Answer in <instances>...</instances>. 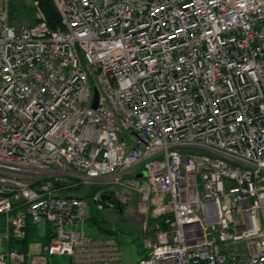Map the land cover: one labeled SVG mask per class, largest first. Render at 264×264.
<instances>
[{"label":"built area","instance_id":"2783aa9c","mask_svg":"<svg viewBox=\"0 0 264 264\" xmlns=\"http://www.w3.org/2000/svg\"><path fill=\"white\" fill-rule=\"evenodd\" d=\"M50 1L0 0V261L123 264L88 184L136 197L138 264H264V0Z\"/></svg>","mask_w":264,"mask_h":264},{"label":"rangeland","instance_id":"374dc122","mask_svg":"<svg viewBox=\"0 0 264 264\" xmlns=\"http://www.w3.org/2000/svg\"><path fill=\"white\" fill-rule=\"evenodd\" d=\"M10 1V0H9ZM11 6L9 8L10 22L18 27L20 25L28 26L40 20L39 12H42L37 6H35L33 0H11ZM44 15V14H43ZM97 186L94 185H82L78 191L83 197H87L90 200L91 215L99 222L88 220L85 227L89 233L97 234L100 232L97 225H101L108 229L109 235L105 237H112L114 240L117 239L120 242L121 251L123 253L124 264H137L138 258L134 254L135 244H139L141 238V223L142 217L139 215L134 208L136 204L135 198L131 197L128 200L130 209L125 215H118L112 210H103L100 207H96L92 203L93 196L98 191ZM132 241V242H129ZM134 240V241H133ZM43 242V241H42ZM41 244V248L44 249L46 244ZM52 264H71L70 259L66 256L54 257L51 259Z\"/></svg>","mask_w":264,"mask_h":264},{"label":"trees","instance_id":"16d2710c","mask_svg":"<svg viewBox=\"0 0 264 264\" xmlns=\"http://www.w3.org/2000/svg\"><path fill=\"white\" fill-rule=\"evenodd\" d=\"M11 1V0H10ZM9 1V8L11 6V2ZM34 2L37 3V7L42 11V13L44 14L45 20L47 22V24L51 27H54L58 22H59V17L58 14L55 10V8L53 7L52 3L50 0H33ZM10 17V15H9ZM10 19V18H9ZM97 190H100L101 187L97 186ZM119 197H121V199H125L127 202L129 201V197L125 196L123 193L119 192ZM127 197V198H126ZM84 198L88 201L87 197L84 196ZM134 198V197H133ZM90 204V200L88 201ZM91 207H90V217L89 220L94 219V222H99L98 220H96L94 217H92L91 215ZM38 226L37 225H31L28 222L27 225V229H26V236L24 239L19 240V241H12L10 242V247L18 250V251H22L25 252L28 250V247L31 243L33 242H40L42 244H46L49 242L50 240V235H49V228L48 225H44L42 234L39 235L38 233ZM95 229H98L100 232H98L97 234L100 235H109V230L106 229L105 227L101 226V225H97V228L95 227ZM43 241V242H42ZM51 264H52V260Z\"/></svg>","mask_w":264,"mask_h":264},{"label":"water","instance_id":"95a60500","mask_svg":"<svg viewBox=\"0 0 264 264\" xmlns=\"http://www.w3.org/2000/svg\"><path fill=\"white\" fill-rule=\"evenodd\" d=\"M96 105V92L94 93L93 107ZM140 173L139 175H143ZM92 203L96 207L110 209L118 215H124L127 211L129 205L127 203L121 202L117 197L114 191L111 190H101L93 198Z\"/></svg>","mask_w":264,"mask_h":264},{"label":"crops","instance_id":"0c3cea01","mask_svg":"<svg viewBox=\"0 0 264 264\" xmlns=\"http://www.w3.org/2000/svg\"><path fill=\"white\" fill-rule=\"evenodd\" d=\"M107 190H111V191H114L115 192V194H116V197L118 198V199H120V201L122 202V200H121V197H119V192L118 191H116V190H114V189H107ZM79 191V190H78ZM78 191H76L75 192V195H78V196H82L83 197V195H81ZM131 197H134L135 198V200H136V197L135 196H130V198ZM123 201H124V199H123ZM124 203V202H123ZM128 205H129V207H128V209H127V211L125 212V214L130 210V209H132V207H130V204L128 203V202H126ZM101 209H103L104 210V208H101ZM133 209H135V204H134V208ZM105 210H110V209H105ZM124 214V215H125ZM38 233H39V235L40 234H42V231H43V228H44V225L43 224H40L39 226H38ZM140 233H141V235L143 236L144 235V233L142 232V231H140ZM147 234H148V232H147ZM142 236H141V238H142ZM115 241H116V244L118 245V248H119V250H120V252H121V255H122V263L124 264V259H123V253H122V251H121V244H120V242H119V240H117V239H115ZM134 241V240H133ZM129 242H132V241H130L129 240ZM40 246H41V244H40V242H33V243H31L30 245H29V247H28V250H30V251H34V250H38L39 248H40ZM135 246V250H134V254H135V256H137V258H139V255H140V253H142V251H143V245H142V240H141V242L138 244H135L134 245ZM3 248H4V244H3V242H2V239L0 238V251L1 250H3ZM12 248V247H11ZM0 264H4V263H2L1 261H0ZM136 264V263H135ZM137 264H138V262H137Z\"/></svg>","mask_w":264,"mask_h":264},{"label":"flooded vegetation","instance_id":"af4514ba","mask_svg":"<svg viewBox=\"0 0 264 264\" xmlns=\"http://www.w3.org/2000/svg\"><path fill=\"white\" fill-rule=\"evenodd\" d=\"M104 190V189H103ZM99 191H101V190H99ZM99 191H97L96 193H95V195L93 196V198L96 196V194L99 192ZM93 200V199H92Z\"/></svg>","mask_w":264,"mask_h":264}]
</instances>
